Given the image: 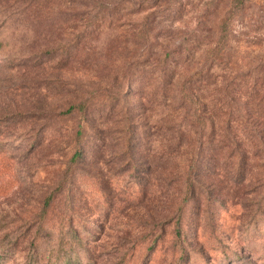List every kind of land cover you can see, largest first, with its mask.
Returning a JSON list of instances; mask_svg holds the SVG:
<instances>
[{
	"label": "rangeland",
	"instance_id": "rangeland-1",
	"mask_svg": "<svg viewBox=\"0 0 264 264\" xmlns=\"http://www.w3.org/2000/svg\"><path fill=\"white\" fill-rule=\"evenodd\" d=\"M235 7L0 0V264H264V185H173L164 160L177 127L248 113L264 0Z\"/></svg>",
	"mask_w": 264,
	"mask_h": 264
},
{
	"label": "trees",
	"instance_id": "trees-1",
	"mask_svg": "<svg viewBox=\"0 0 264 264\" xmlns=\"http://www.w3.org/2000/svg\"><path fill=\"white\" fill-rule=\"evenodd\" d=\"M234 1L236 10L243 8L245 0ZM232 15L225 14L219 21L221 40L226 38ZM244 87L249 94L247 101L252 103L247 115L234 106L229 107L227 111H223L221 107L215 109L217 118L222 119L219 123L211 121L214 133L211 134L209 141L203 138V135L194 137L180 127L166 136V141H171V144H167L164 160L167 168L173 167L167 170L169 172L167 181L173 185H189L190 188L192 185H264V153L256 152L249 155L247 152L239 154L236 152L237 148L241 149L244 146V140L240 141L238 137L242 135L241 132L246 133L245 139L249 140L250 145L264 148V141H261L264 132L259 130L258 126L255 127H258L259 131L255 130L251 120L257 116L258 125L264 126V73L262 76L250 75L249 78L246 75ZM73 108L75 107L69 108V112ZM79 109L83 112L85 106L79 105ZM232 123L237 124L238 128L234 127L233 130ZM79 133L80 136L81 132ZM224 150H227L226 154ZM80 157L81 152L76 151L71 161ZM173 161L174 165L171 166Z\"/></svg>",
	"mask_w": 264,
	"mask_h": 264
}]
</instances>
